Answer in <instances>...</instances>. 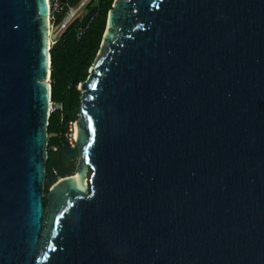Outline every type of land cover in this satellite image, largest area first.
<instances>
[{
  "label": "water",
  "instance_id": "water-1",
  "mask_svg": "<svg viewBox=\"0 0 264 264\" xmlns=\"http://www.w3.org/2000/svg\"><path fill=\"white\" fill-rule=\"evenodd\" d=\"M47 20L0 0V264H264V0H113L44 193Z\"/></svg>",
  "mask_w": 264,
  "mask_h": 264
},
{
  "label": "trees",
  "instance_id": "trees-1",
  "mask_svg": "<svg viewBox=\"0 0 264 264\" xmlns=\"http://www.w3.org/2000/svg\"><path fill=\"white\" fill-rule=\"evenodd\" d=\"M62 8L55 13L53 26L57 27L68 6L79 0H60ZM113 0H90L84 7L96 6L93 17L78 34L79 16L73 18L57 35L49 47L50 101L59 106L49 112L44 161V193L57 178L73 174L78 152L66 138L67 123L74 121L79 111L77 84L85 79L97 50L105 25L107 11ZM45 203V200H44Z\"/></svg>",
  "mask_w": 264,
  "mask_h": 264
},
{
  "label": "built area",
  "instance_id": "built-area-1",
  "mask_svg": "<svg viewBox=\"0 0 264 264\" xmlns=\"http://www.w3.org/2000/svg\"><path fill=\"white\" fill-rule=\"evenodd\" d=\"M89 1L90 0H79L76 5L68 6L66 11H65V14L61 18V21L58 24V26H57V28H56V30L54 32L53 37L54 36L56 37L58 35V33L60 32V30H62L73 18L77 17L79 12L82 11V9H84L85 5ZM46 2H47V9H48V23H49V26L52 27L53 26L54 15H55V13H57L58 11L61 10L62 3H61L60 0H46ZM80 33H81V31L79 30L78 34H80ZM51 44H52V42H51ZM49 47H50V45H49ZM56 107L57 106H56V104L54 102L49 101V111H52ZM73 122L74 121H68V123H67L66 138H67V141H68V143L70 145H72V143H71V138L68 136V134L71 131L70 125H73Z\"/></svg>",
  "mask_w": 264,
  "mask_h": 264
},
{
  "label": "bare ground",
  "instance_id": "bare-ground-1",
  "mask_svg": "<svg viewBox=\"0 0 264 264\" xmlns=\"http://www.w3.org/2000/svg\"><path fill=\"white\" fill-rule=\"evenodd\" d=\"M46 6H47V2H46ZM68 18V17H67ZM66 18V19H67ZM65 19V20H66ZM53 35H54V33H51L50 32V26H49V23H48V20H47V49L49 48V45H50V41H51V39L53 38ZM48 63H49V60H48ZM48 75H49V69L47 70V75H46V78H45V81H46V83H47V86H48V89H49V78H48ZM75 134H76V127H75V125H74V130H73V137H75ZM74 177H78V174L77 173H75L74 174Z\"/></svg>",
  "mask_w": 264,
  "mask_h": 264
},
{
  "label": "rangeland",
  "instance_id": "rangeland-1",
  "mask_svg": "<svg viewBox=\"0 0 264 264\" xmlns=\"http://www.w3.org/2000/svg\"><path fill=\"white\" fill-rule=\"evenodd\" d=\"M85 11H86V10L82 9V11L79 12L78 16L80 17V16L82 15V13L85 12ZM56 28H57V27H54V26L50 27V32H51V33H54L55 30H56ZM56 38H57V36H56V37L54 36V37L51 39V41H50V45H51V42L53 43V42L56 40ZM48 81H49V85H50V80H48ZM56 106L58 107L59 105L56 104ZM70 129H71L72 132L70 131L69 134H68V136L71 138V143H72V145H73V144H74V141H73V139H74V137H73L74 124H73V125H70ZM78 160H79V155H78V157H77V162H78Z\"/></svg>",
  "mask_w": 264,
  "mask_h": 264
}]
</instances>
